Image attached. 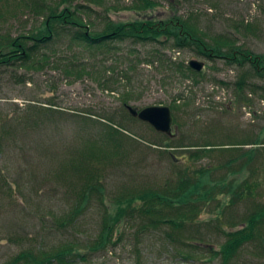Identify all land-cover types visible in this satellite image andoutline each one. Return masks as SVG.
<instances>
[{
  "label": "rangeland",
  "instance_id": "rangeland-1",
  "mask_svg": "<svg viewBox=\"0 0 264 264\" xmlns=\"http://www.w3.org/2000/svg\"><path fill=\"white\" fill-rule=\"evenodd\" d=\"M11 1L8 9L0 2L4 54L8 40L24 37L34 45L50 15H72L39 42L30 68L0 63V264L26 252L51 258L71 248L89 254L76 264H223L211 248L220 250L224 231L242 226L254 211L252 200L233 205L219 197L177 230L155 227L150 216L129 210L118 231L122 237L109 248L94 247L120 199L178 182L186 168L174 166L171 153L181 157L192 144L211 142L218 150L196 159L190 171L254 150L261 166L254 177L263 183L256 201L264 204V145L253 144L264 143V77L250 63L209 59L165 38L136 43L113 36L94 49L74 39L72 22L100 37L111 23L179 18L211 44L227 39L226 52L245 47L264 55V0H150L153 7L143 0ZM192 60L204 69L193 70ZM151 106L172 109V136L133 115ZM114 130L121 135L112 136ZM87 181H100L104 192L94 190L76 216ZM177 214L166 210L164 217ZM230 264H264V252L247 244Z\"/></svg>",
  "mask_w": 264,
  "mask_h": 264
},
{
  "label": "trees",
  "instance_id": "trees-1",
  "mask_svg": "<svg viewBox=\"0 0 264 264\" xmlns=\"http://www.w3.org/2000/svg\"><path fill=\"white\" fill-rule=\"evenodd\" d=\"M36 1L39 0H31V3H36ZM0 2L1 7L6 9L13 5L11 0H0ZM151 2L150 0H143V3L147 7H153L155 5L153 4L154 2ZM65 15V13L50 15L46 20L44 30H41L42 32L39 31L40 33L34 37V45L27 44L24 37H18L17 39L4 42L2 49H6L7 52L6 54L3 51L0 53L1 65L14 66L20 63L21 67L30 68L27 63L31 61L34 50L40 45L39 42L46 41L49 37L48 35L53 34L52 26L56 22L60 23L63 21L64 23L70 19L72 14L68 13L67 16ZM144 22L145 20L141 23L135 22L120 26L111 23L106 28L108 33L96 37L85 29V25H81L78 21H73L72 23H76L74 27L77 30L73 36L74 39L81 41L80 43L87 44L88 47L94 49L99 45H104L105 41L114 37L120 40L129 39L136 43L159 42L162 38H165L167 40H174L175 47L180 50H184L185 48L195 49L199 55L208 57L209 59L215 60L217 58L228 60L231 64L237 63L241 67L250 63L255 72L259 76L264 77V55H256L247 48L244 49L245 47L233 48V50L226 52L224 47L230 45L227 39L217 40L215 44H211L189 25V23L179 18L160 23L153 21ZM238 26L241 28L244 24H238ZM5 44L7 46H4ZM182 70L187 72L192 71L189 67ZM183 75L186 74L183 73ZM244 84L245 81L241 82V85ZM114 133L121 135L117 130H114L112 136ZM253 144L255 146L264 145L261 139L254 141ZM164 147L169 148L171 146L167 145ZM186 148L188 149L187 151L192 152L184 153L181 157L178 155L174 156L175 153H171L174 166H184L186 168L181 173L178 182L172 187H163L162 190L150 189L142 191L138 189L125 198L120 199L114 211L115 214L110 216L109 220L107 219L109 223L106 224V232L102 234L101 242L94 249L100 251L107 247L109 248L110 243L114 244L115 238L119 240L122 237V231L120 233L118 231L122 225V220H124L129 210L132 213L138 212L139 214L150 216L151 224L155 227L159 225H170L173 229L177 230L183 228L188 222H194L197 218L196 216L199 214L198 212L201 211V207L204 208L212 203V201L218 200L219 197H224L225 199H229V204L233 205L236 202L252 200L255 203L254 211L244 220L239 229L224 231L227 238L226 242L221 246L220 250L216 251L211 248V251L215 252L214 255L218 256L223 264H230L238 255L240 249L250 243L258 244L264 252V235L262 233L264 232V204L256 201L259 196L257 189H261L263 183L261 181L260 185L258 179L254 177L256 171L261 167L255 165L253 159L255 157V151L251 150L250 153H246L236 160L209 164L190 171V168L196 163V159H200L203 155L205 158L209 157V155L218 150V145L206 142L205 145L192 144ZM221 152L225 151L222 150ZM223 170L228 171V176L224 179H216L215 175ZM96 174L95 172L93 175L96 177ZM99 179H101V176ZM87 182L89 184L84 182L80 202L77 203L78 206L74 211L76 216L84 213L94 190L97 189V192L100 193L104 192V186L100 181L98 184H95L93 181ZM229 204H226V207ZM166 210H170L171 212L177 211V217H164ZM74 217L70 219H75ZM42 256L32 255L26 252L15 259L14 262L8 264H76V261L80 260L87 262L89 258L87 251H80L75 248L64 250L51 258H42ZM184 256L187 257L186 255Z\"/></svg>",
  "mask_w": 264,
  "mask_h": 264
},
{
  "label": "water",
  "instance_id": "water-1",
  "mask_svg": "<svg viewBox=\"0 0 264 264\" xmlns=\"http://www.w3.org/2000/svg\"><path fill=\"white\" fill-rule=\"evenodd\" d=\"M189 66L197 72H201L204 69V63L197 60H192ZM133 113L140 120L150 124L156 131L173 135L174 116L170 107L151 106L145 108L140 113Z\"/></svg>",
  "mask_w": 264,
  "mask_h": 264
}]
</instances>
